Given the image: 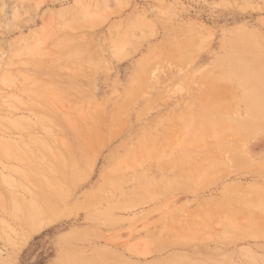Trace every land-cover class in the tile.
Instances as JSON below:
<instances>
[{"label":"rangeland","instance_id":"obj_1","mask_svg":"<svg viewBox=\"0 0 264 264\" xmlns=\"http://www.w3.org/2000/svg\"><path fill=\"white\" fill-rule=\"evenodd\" d=\"M0 264H264V0H0Z\"/></svg>","mask_w":264,"mask_h":264},{"label":"bare ground","instance_id":"obj_2","mask_svg":"<svg viewBox=\"0 0 264 264\" xmlns=\"http://www.w3.org/2000/svg\"><path fill=\"white\" fill-rule=\"evenodd\" d=\"M258 57V56H257ZM247 60V59H246ZM249 64H247V66H248ZM253 69V68H252ZM244 75V74H243ZM247 76V75H246ZM254 78V77H253ZM252 81V80H251ZM248 84V83H247ZM260 92V91H259ZM255 95V94H254ZM258 95V94H257ZM32 225H34V223L32 224Z\"/></svg>","mask_w":264,"mask_h":264}]
</instances>
